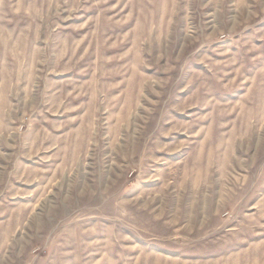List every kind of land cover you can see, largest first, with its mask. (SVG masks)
<instances>
[{"label": "rangeland", "instance_id": "obj_1", "mask_svg": "<svg viewBox=\"0 0 264 264\" xmlns=\"http://www.w3.org/2000/svg\"><path fill=\"white\" fill-rule=\"evenodd\" d=\"M0 264H264V0H0Z\"/></svg>", "mask_w": 264, "mask_h": 264}]
</instances>
